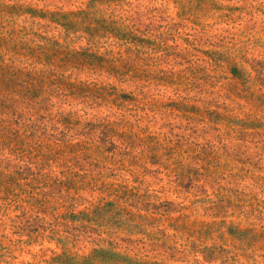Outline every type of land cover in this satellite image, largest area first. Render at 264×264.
Wrapping results in <instances>:
<instances>
[{
  "label": "clouds",
  "instance_id": "obj_1",
  "mask_svg": "<svg viewBox=\"0 0 264 264\" xmlns=\"http://www.w3.org/2000/svg\"><path fill=\"white\" fill-rule=\"evenodd\" d=\"M0 67V264H264V0H0Z\"/></svg>",
  "mask_w": 264,
  "mask_h": 264
},
{
  "label": "rangeland",
  "instance_id": "obj_2",
  "mask_svg": "<svg viewBox=\"0 0 264 264\" xmlns=\"http://www.w3.org/2000/svg\"><path fill=\"white\" fill-rule=\"evenodd\" d=\"M11 11H16L12 9ZM26 48L27 46H23ZM30 53H33L36 50L29 49ZM45 59L51 62L52 59L59 56V52L56 50V45L52 44L47 49H40ZM65 57V62L67 61ZM18 92L23 99H26L30 102H34L39 99L43 92V81L36 77H33L30 73H21L13 72L7 67H0V110L6 109L9 105L6 103L7 93L9 92ZM114 147V146H113ZM134 194L124 192L121 199H131ZM121 215V211L117 210L116 206L112 203H107L103 207H98L95 211V218L97 221H107L116 226H121L122 221L118 219ZM73 219H76L73 217ZM104 264H118V261L111 256L105 255L103 257ZM68 264V262H66Z\"/></svg>",
  "mask_w": 264,
  "mask_h": 264
}]
</instances>
